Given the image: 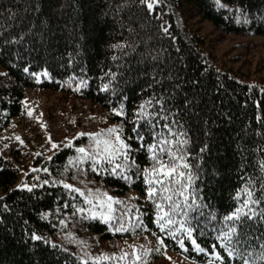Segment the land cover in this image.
Wrapping results in <instances>:
<instances>
[{
    "label": "trees",
    "instance_id": "16d2710c",
    "mask_svg": "<svg viewBox=\"0 0 264 264\" xmlns=\"http://www.w3.org/2000/svg\"><path fill=\"white\" fill-rule=\"evenodd\" d=\"M221 5L159 0L150 11L141 0H0V264H133L132 246L142 257L136 264H184L182 258L264 264V77L216 58L197 28L209 21L227 34L264 35V0ZM43 100L47 119L62 121L66 111L88 102L118 126L132 145L131 179L113 175L107 161L100 171L91 160L70 164L69 157L79 155L73 146L52 148L31 109ZM121 104L124 115L112 112ZM141 107L150 115L141 116ZM179 134L189 141L190 165L180 170L193 179L187 202L176 197L184 210L173 219L192 229L204 251L185 229L161 231L155 204L146 199L143 168L153 164L147 145L164 137L178 141ZM45 167L48 172L31 171ZM53 181L85 193L107 191L120 201L113 205L117 219L78 212L88 207L83 197ZM24 183L39 186L16 187ZM243 187L260 203H250L251 212L246 209L238 222L225 220L242 206L245 196L236 192ZM121 214L126 230L113 231ZM229 228H235L230 244L220 237ZM221 240L236 250L232 257ZM125 252L129 257L120 260ZM102 253L111 259L97 260Z\"/></svg>",
    "mask_w": 264,
    "mask_h": 264
},
{
    "label": "snow or ice",
    "instance_id": "6c2138e0",
    "mask_svg": "<svg viewBox=\"0 0 264 264\" xmlns=\"http://www.w3.org/2000/svg\"><path fill=\"white\" fill-rule=\"evenodd\" d=\"M142 3L146 4L148 10H153L154 4L158 3L159 0H141ZM217 5H221V0H215ZM222 7H227V5H221ZM167 31V29H165ZM25 72L28 71L27 68L24 69ZM41 73H33V76L39 77ZM43 75L47 76V70H43ZM81 85L86 84L85 81L80 82ZM79 85L77 86V90H79ZM104 88H107L108 85H103ZM124 105L121 104L119 110L117 108H112V112H118L120 115H124L123 112ZM138 112L141 113V116L150 115L149 113L144 112L143 107L137 109ZM29 115H31V110H29ZM141 116L134 117V119L138 122L141 119ZM165 128H168V125H164ZM133 132L137 133L136 139L142 140L143 136L139 134L137 128L132 129ZM114 134V135H112ZM77 135H88L94 139V143L91 145L93 151L86 150L83 146L78 147L76 149L77 153H79L76 157H69V163H75V165H79L85 160L93 161L92 167L96 171H100V163L103 161H107L109 165H111V172L115 176H121L124 179H131L130 176L127 175V171L129 168L135 165V161L130 160V150L132 145L127 143L126 140L121 135V130H118V126L113 125L107 129L102 130L101 132H93V133H77ZM152 135H156L155 132ZM20 143H23V140L20 139L19 136L16 137ZM71 141H69V144ZM189 143L187 139L184 138L183 134H179V140H171L167 137H164L160 140L159 145L156 142L150 143L147 145L148 154L150 155L153 164L149 167L143 168V177L144 183L148 186L146 189L147 196L146 199L153 201L156 207L155 211V222L160 228L161 231H165L166 234H172L171 232H167L168 229H172L173 231H179L181 229H185L184 223H179L177 227V221L173 219V216L177 215L178 210H184V205L180 203L179 199L176 197L183 198L185 202L188 200V195H186V190L189 189L192 179L193 173L185 172L180 170V166L182 165L185 169H189L190 165L188 161L185 159L186 154V145ZM53 148H57L56 143H52ZM203 151V149H201ZM51 159V157H48ZM117 160H122L123 163H116ZM44 171L48 172V168L42 169H31V171ZM107 171V169H105ZM37 179H39L37 177ZM48 180L42 181V184H48ZM53 183H60L66 189H70L76 193H79L80 196L83 197L84 203L88 205V207H80L77 208L78 212L84 213L88 212L92 217L99 216L104 221L109 222L114 219H117L116 209L114 208V203H120L117 197L109 195L107 191H103L101 189L88 190L85 193L84 190L77 188L73 184H69L65 181H53ZM157 185L159 187H157ZM178 185V186H177ZM39 185H30L27 183L18 184L16 187L25 188L29 191L32 190L33 187H38ZM245 196L243 199V204L240 207L235 208L232 212L228 213L227 216L224 217L225 220H232L234 223L238 222L241 216L245 213L247 209L251 212V209L248 208L250 203H260V201L252 200V191L249 187H243L241 190L236 192L237 198H240L241 195ZM160 195V198L157 199V195ZM195 197H193L194 199ZM165 205L168 207L166 208ZM75 207V205H74ZM127 207H130L127 206ZM139 214V213H137ZM253 215L255 213H252ZM46 215V214H45ZM121 223L118 226L112 228L113 231L116 232H124L126 230V225L123 223V215L121 214L119 217ZM183 220V217H181ZM61 223H65V221H61ZM142 226V225H140ZM186 234L189 238L192 239V244L200 251H204L197 243V241L192 238V229H185ZM235 232V228H229L228 232H221L220 237H224L225 240H228V243H231L230 234ZM218 237L217 239H220ZM32 239L38 240V237L35 233H32ZM160 243H163L161 240ZM221 244H224V240H221ZM181 247H184V244L181 242ZM145 254H147L149 249L143 250ZM158 251V249H157ZM224 251L227 252L229 257L234 255L235 249H230L227 244H224ZM116 254L113 253L112 256ZM212 255L217 259L224 261V257L218 251H213ZM129 257V253H122L119 257L120 260H124ZM99 259H111V256L101 254ZM131 259L133 264H136L137 261H141L142 257L137 253L136 246H132L131 251ZM243 264H249L247 259L244 260Z\"/></svg>",
    "mask_w": 264,
    "mask_h": 264
},
{
    "label": "rangeland",
    "instance_id": "374dc122",
    "mask_svg": "<svg viewBox=\"0 0 264 264\" xmlns=\"http://www.w3.org/2000/svg\"><path fill=\"white\" fill-rule=\"evenodd\" d=\"M197 28L210 40L211 51L216 58L226 60V64L242 74L256 78L264 77V35L227 34L209 21L198 22ZM44 104L45 100L32 102L31 109H37L36 117L40 121L44 139L50 142L51 147L52 143H56L59 148H92L94 139L77 133L101 132L114 125L88 102L66 111L64 116H61L62 121L47 119L42 109ZM182 261L184 264H220L217 261L200 263L184 258Z\"/></svg>",
    "mask_w": 264,
    "mask_h": 264
}]
</instances>
